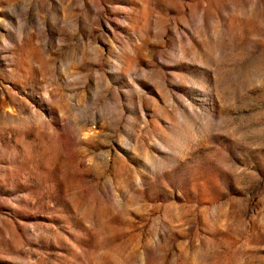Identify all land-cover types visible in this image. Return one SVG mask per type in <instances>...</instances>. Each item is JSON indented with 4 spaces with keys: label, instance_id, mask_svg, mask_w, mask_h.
Returning a JSON list of instances; mask_svg holds the SVG:
<instances>
[{
    "label": "rangeland",
    "instance_id": "obj_1",
    "mask_svg": "<svg viewBox=\"0 0 264 264\" xmlns=\"http://www.w3.org/2000/svg\"><path fill=\"white\" fill-rule=\"evenodd\" d=\"M0 264H264V0H0Z\"/></svg>",
    "mask_w": 264,
    "mask_h": 264
}]
</instances>
